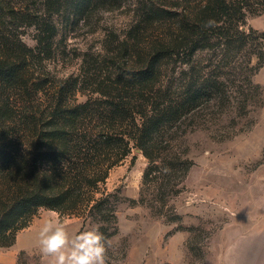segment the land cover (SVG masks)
<instances>
[{"label":"rangeland","instance_id":"obj_1","mask_svg":"<svg viewBox=\"0 0 264 264\" xmlns=\"http://www.w3.org/2000/svg\"><path fill=\"white\" fill-rule=\"evenodd\" d=\"M202 1L3 0V30L27 48H35L38 37L30 22L57 11L42 25L56 32L50 54L27 56L21 85L1 95L8 113L0 133L8 130L3 125L24 117L48 122L61 88L66 105L98 100L92 91L100 82L127 78L155 54V45H168L180 34L183 19ZM243 2L254 12L264 8V0ZM247 26L264 32V12L247 14ZM179 58L187 60L168 59L162 79L175 80L187 68ZM252 80L263 87L262 105H250L245 115L228 107L208 127L188 130L182 148L193 166L162 214L133 203L147 164L140 150L110 171L106 187L117 196V233L105 239L107 264H264V66ZM51 212L39 210L12 246L0 247V264H49L40 251L39 231ZM61 219L71 234L98 227L89 218Z\"/></svg>","mask_w":264,"mask_h":264},{"label":"trees","instance_id":"obj_2","mask_svg":"<svg viewBox=\"0 0 264 264\" xmlns=\"http://www.w3.org/2000/svg\"><path fill=\"white\" fill-rule=\"evenodd\" d=\"M2 2L1 123L8 113L1 95L21 85L27 56L50 54L56 32L42 25L57 11L30 22L38 31L32 49L8 38ZM263 12L250 10L243 0H203L183 19L180 34L168 45H155V54L127 78L100 82L92 91L98 100L66 105L61 88L45 124L24 117L3 125L8 130L0 133V247L12 246L41 209L89 218L105 239L115 235L117 196L108 191L106 180L135 148L147 164L133 203L162 214L193 166L182 148L188 130L208 127L228 107L245 115L250 105L263 104V87L252 77L264 66V32L246 27L247 14ZM203 52L208 56L196 55ZM181 55L187 57L179 58L187 68L175 80L162 79L167 60Z\"/></svg>","mask_w":264,"mask_h":264},{"label":"clouds","instance_id":"obj_3","mask_svg":"<svg viewBox=\"0 0 264 264\" xmlns=\"http://www.w3.org/2000/svg\"><path fill=\"white\" fill-rule=\"evenodd\" d=\"M39 245L49 264H107L105 237L99 227L71 234L56 211L40 228Z\"/></svg>","mask_w":264,"mask_h":264}]
</instances>
